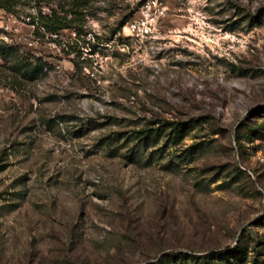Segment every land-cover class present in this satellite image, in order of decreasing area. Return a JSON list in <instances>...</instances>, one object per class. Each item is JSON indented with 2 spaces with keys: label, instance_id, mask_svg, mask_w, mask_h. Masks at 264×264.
Here are the masks:
<instances>
[{
  "label": "rangeland",
  "instance_id": "obj_1",
  "mask_svg": "<svg viewBox=\"0 0 264 264\" xmlns=\"http://www.w3.org/2000/svg\"><path fill=\"white\" fill-rule=\"evenodd\" d=\"M12 8H0V264H264V0ZM52 10L98 45L79 58L60 44L75 30L36 38L32 20ZM36 57L30 80L21 66ZM200 116L178 143H127Z\"/></svg>",
  "mask_w": 264,
  "mask_h": 264
},
{
  "label": "trees",
  "instance_id": "obj_2",
  "mask_svg": "<svg viewBox=\"0 0 264 264\" xmlns=\"http://www.w3.org/2000/svg\"><path fill=\"white\" fill-rule=\"evenodd\" d=\"M17 2L18 0H0V8L12 11L13 5L17 4ZM38 17V21L32 20V24L35 27L34 34L36 35V38L40 35L44 37L46 34H49V38L52 41H59L58 38L61 36L60 34L62 31L68 29L75 30L74 32L76 33V35L73 39L70 38L66 40V42L60 43L65 45L67 49L66 53L68 55L71 53H75L76 56L81 58L84 56L85 49H92L96 45H98V43L91 42L92 38H88L89 31L85 29L83 25L78 24V22L72 18L68 19L66 16L61 15L55 10H52L51 13L45 15L41 12ZM54 35H56V37L52 38V36ZM93 38L96 41L102 40V38L98 35H94ZM73 61L78 66V62L76 60ZM45 65L46 62H44L42 58L36 57L33 61L26 60L22 64L21 69L24 73V76L32 80L36 78L40 71L43 70ZM204 118L205 116L190 118L186 121L166 120L162 124H159L157 126L155 125L146 129L135 131L132 136H129V138L127 139V143H134L131 146V152L138 151L139 149L147 150L152 146L159 144L163 136L166 137L168 141L178 143L194 124L200 123ZM157 150H159V148L151 151V153L153 154ZM228 253L222 252L221 255H227ZM164 262L165 260H161L159 264H163Z\"/></svg>",
  "mask_w": 264,
  "mask_h": 264
}]
</instances>
